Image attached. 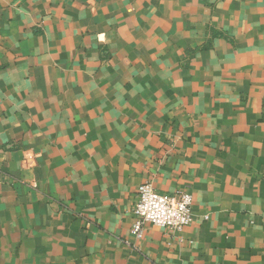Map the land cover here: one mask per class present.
Segmentation results:
<instances>
[{"label":"crops","instance_id":"obj_1","mask_svg":"<svg viewBox=\"0 0 264 264\" xmlns=\"http://www.w3.org/2000/svg\"><path fill=\"white\" fill-rule=\"evenodd\" d=\"M0 264H264V0H0Z\"/></svg>","mask_w":264,"mask_h":264},{"label":"built area","instance_id":"obj_2","mask_svg":"<svg viewBox=\"0 0 264 264\" xmlns=\"http://www.w3.org/2000/svg\"><path fill=\"white\" fill-rule=\"evenodd\" d=\"M192 205L190 193H159L151 182H146L137 191V202L132 210L135 220L132 234L138 240L143 239L148 225L183 232L192 223Z\"/></svg>","mask_w":264,"mask_h":264}]
</instances>
